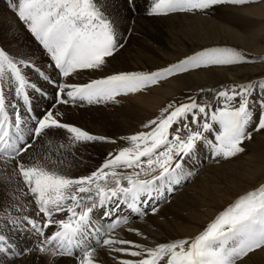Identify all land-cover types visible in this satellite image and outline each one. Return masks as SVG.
<instances>
[{
  "label": "snow or ice",
  "instance_id": "snow-or-ice-1",
  "mask_svg": "<svg viewBox=\"0 0 264 264\" xmlns=\"http://www.w3.org/2000/svg\"><path fill=\"white\" fill-rule=\"evenodd\" d=\"M124 2L128 11L137 14L138 0ZM261 3L264 0H149L145 15H209L219 8ZM110 6H114L110 0L103 5L97 0H12L8 5L41 46L58 79L31 53L0 47V160L14 162L13 173L22 178L36 209L35 217L23 214V207L15 208L21 215L0 211V264L36 251L73 258L76 264H101L97 249H105L117 264H240L250 254L264 251V183L239 195L193 237L148 246L116 233L118 226L129 224L132 214L143 218L149 206L152 214L158 212L153 201L193 175L185 170L186 162L197 156L201 146L217 162L245 151V142L264 131V78L208 89L210 100L198 99L205 92L200 89L184 101H170L141 125L143 130L115 139L63 121L59 106L119 104L120 98L149 91L192 70L239 66L264 57H251L233 46L204 47L154 70H122L86 83L71 82L82 71H103L125 47L128 37L108 13ZM32 72L55 88L51 107L39 115H30L31 94L47 96V92L28 78ZM10 91L15 103L9 99ZM21 100L23 111L18 106ZM60 131L73 146L116 147L95 170L78 177L25 163L22 157L34 144L54 139ZM125 206L130 213L120 216ZM58 213L66 215L57 218ZM49 228L55 229L50 235ZM127 231L148 239L140 229ZM7 232L29 233L39 240L20 248Z\"/></svg>",
  "mask_w": 264,
  "mask_h": 264
},
{
  "label": "bare ground",
  "instance_id": "bare-ground-1",
  "mask_svg": "<svg viewBox=\"0 0 264 264\" xmlns=\"http://www.w3.org/2000/svg\"><path fill=\"white\" fill-rule=\"evenodd\" d=\"M114 2H116V4ZM110 3L114 4V6H110L108 8L110 11L109 10L107 11L110 14V16L115 19L117 25L121 28L123 26V23L118 18L116 11L119 12L118 14L123 15L126 9L122 5V0H117V1L110 0ZM117 8L118 10H116ZM252 13L257 16H262V18H264V7L258 8L255 11H252ZM177 17L179 16H174L171 19L172 20L176 19L177 22H179ZM182 17L186 18L185 15L181 16V18ZM161 20L162 19H159V17L158 18L139 17L135 19L136 22L135 25L133 26L132 31L133 33L137 31L140 34H142L144 30L150 29L156 24H160ZM197 20L201 21V23L203 22V24L206 22V20L204 19H197ZM213 31H214L213 34L214 36L212 35L209 38L210 42L234 43L242 47H245L247 48V50L249 49L255 53L262 52L261 43L264 42V29L261 34L255 37H244L238 32L220 24H216V29ZM133 40L142 44L144 42L141 39H139L138 36L136 39L134 38ZM0 47L7 49L11 53H19V54L31 53L33 58L36 59L37 63L41 67L46 68L51 73L53 78L58 79L56 73L52 71V69L48 66V57L41 52V50L32 40L28 39V36L24 33L23 29L18 25V22L12 16V14L8 11L2 10L1 8H0ZM160 55L162 56L163 54ZM162 57L166 58L167 55H163ZM157 62L158 61L156 59H153L148 55H144L143 53H141L139 50L136 49V47H134V45L129 46L127 44L123 49H121L115 55L114 58L109 59L108 65L104 68L103 71H87V70L82 71L78 75H74L73 77H71L70 80L71 82H76V83H86L87 82L86 77L90 75L93 78H99L101 76L112 74L113 72H117L120 68L124 66L125 67L131 66L132 69H137L140 66L154 65ZM262 69H264V66L241 69L236 74H235L236 71L232 73L229 70H216L213 73L209 71H202L200 73H195V74L192 73L191 75L189 74L187 76L184 75L182 79L180 78L181 80L178 84H176V87L180 88L187 84L199 85L203 82L205 83L208 82L212 84L216 80L226 79V78L232 80L235 79L236 76L238 77L239 74H243V75L251 74L260 71ZM81 73L82 74L85 73V75L87 74L88 76L83 77ZM28 78L32 82L38 84L41 88H43L47 92V96H42L34 92L31 94L30 105L34 110L33 113L34 115H39L43 113L46 108L51 107L53 103L55 88L51 84L42 81L34 72L30 73ZM165 84H167V82H165ZM159 90L160 89L153 87L151 90L147 91L149 92L147 95H142L138 93L135 94L132 99H129L128 97L120 98L122 104H124L125 106L123 107V110H121L118 119L115 121L116 123L115 125L119 127L122 126L124 128L126 127L127 129L126 132H129L128 130L132 129V127L134 126L133 124L134 121H130L128 119L129 116H127L126 114L133 113L137 110L155 109V107L159 105L165 98L163 94H160L161 90L160 91ZM8 95L10 101L15 103L16 98L14 96V93L10 91ZM211 95H212L211 93H207V96L210 99H211ZM142 98H145L147 100L139 102V100H141ZM18 106L21 108L22 111L24 110L22 104H19ZM59 111L64 113L63 121L79 126L89 131L92 134L108 136L113 139L118 138L120 135H122V133L117 135V137L114 136L115 134H109L110 136L108 135L107 130L106 128H104L103 124L107 123L109 119L104 117L99 112L98 107L78 109L76 106L66 105V106H59ZM25 119L26 120L28 119L27 115L25 116ZM30 124L31 121H29V125ZM25 135H27L26 131H25ZM118 143H120V141H118ZM111 145L112 144H107V143H88V144L73 146L66 139H64L63 131H60L54 139H45L41 142L34 144L33 148L30 149L28 153L22 157V159L25 161L27 165L38 163L39 165L45 167L50 171H56L60 174L69 175L72 177H78L81 175H87L91 171L95 170V168L100 164V162H99V158L98 160H96V158L94 159L93 156L95 157V155L96 156L103 155V153ZM198 154H200V156L201 154H203L202 157H200L199 161H202L205 156H208L206 151L205 152L201 151ZM257 160L258 161L256 164L248 165L246 163V168L243 169L240 168V170L238 171L242 170L241 172L236 171L238 173L234 172L233 174H232L233 172L232 164H229L230 168L226 170L230 175L227 186H229L228 188L231 189V191L229 190L227 191L226 189L220 190L219 186L217 185L215 186L214 184L219 183L220 182L219 180L221 178L219 177L218 174L212 171L213 169L210 170L209 167L203 168L202 170H200L199 173L196 174V177H194V179L190 181L189 184H187L183 189L177 192L176 195L172 196V199L171 201H169L168 204H162L163 203L162 202L160 206L158 205L162 201V199L167 196L169 192H165L163 198L158 197L155 201H153V205L158 207V212L156 214H152L151 210H149L151 209V206H149L148 208V215L143 218L137 217L134 214H132L129 217L130 220L129 224L127 225L121 224L120 226H118L115 230L116 233H118L123 238L134 240L137 241L138 243L147 244L148 246H155L157 243L160 242H166L173 239L193 236L202 228V225L205 222V220L210 216H212L214 212L213 209L206 208L204 211L200 209L203 203L209 205L208 207L212 205L213 207H215V209H217V207L220 208L223 203L225 204L227 200L232 199L234 197L233 195H231L230 197L227 196L230 194V192H233V194H240L250 184H253L252 182L258 181L264 176V152L259 156ZM3 162H4L3 160H0V211L5 208L12 207L13 204H16L17 198L20 193L14 177L17 176L18 174H14L13 171H11L14 165H11L12 168L10 170L9 168H6L4 166ZM195 164H196V160H195ZM197 165L198 163L196 164V166ZM235 167H237V165ZM192 168H194V166ZM233 177L234 179H231ZM243 183L246 184L247 186H244ZM177 186L179 185H172L173 189ZM192 186L199 187L201 190L200 194L202 196L203 195L207 196L203 203L196 202L195 197H193L194 194L193 195L191 194L193 190L191 188ZM27 191H28L27 188H25L24 192L26 194L24 195V199L26 202L32 200V197L29 194H27ZM224 197L228 199L226 200V198ZM188 199L190 201H195L197 203L194 204L196 206L191 207L192 210L195 211L188 210L189 208ZM168 207L174 212L161 211L164 208H168ZM15 208L16 207L12 208L10 213L21 215V213L15 211ZM35 212H36L35 206L34 207L25 206V212L23 214H27L35 217ZM129 213L130 210L126 206L120 209V216H125L128 215ZM56 215L57 218H62L66 214L58 213ZM107 223L108 221H105L106 225ZM128 228L140 229L143 233L146 234L148 239L145 240L133 234L132 232L127 231ZM54 230H55L54 228H49L46 234L50 235ZM38 240L39 238L37 240L34 239L27 240L24 247L25 246L32 247L33 243ZM97 256L98 259L103 264H117V262L107 254V251L105 249H97ZM75 262L76 261L73 258H67V257L54 258L51 257L50 255L41 254L38 251L29 253L25 256H21L16 259H11V258L9 259V264H75ZM240 264H264V251H257L255 253L250 254L249 258L248 257L245 258L242 262H240Z\"/></svg>",
  "mask_w": 264,
  "mask_h": 264
},
{
  "label": "rangeland",
  "instance_id": "rangeland-1",
  "mask_svg": "<svg viewBox=\"0 0 264 264\" xmlns=\"http://www.w3.org/2000/svg\"><path fill=\"white\" fill-rule=\"evenodd\" d=\"M115 1H117V0H115ZM11 2H12V0H0V8L2 10L8 11L12 14V16L18 22V25L23 29L24 33L28 36V39L32 40L38 46V48L41 50V52L44 53L43 49L38 44V42H36L34 40V38L24 29V26L19 22V20L15 17L12 10L8 7V5ZM97 2H98V4L103 5L104 0H97ZM114 3L116 4V2H114ZM148 4H149V0H138L137 14H133L127 10V4L124 2V0H122V5L125 7L126 11L123 15L118 14L119 12H117V11H116V14L118 15V18L123 23V26H122L123 28L122 27L120 28L118 25H117V27H118L119 31L124 36L128 37L127 43L125 45H127V44L129 46L134 45V47H136V49L139 50L141 53H143L144 55H148L149 57H151L153 59H156L158 62L154 65L140 66L137 69H132L131 66H128V67L124 66V67L120 68L118 71H122V70H127V71L154 70L158 67H163V66H167L170 63H174L178 59H182L185 55H190V54H192V52L198 51L201 48L213 47V46H233L237 49H241V50L245 51L251 57H254V58L264 57V42L261 43L262 52L255 53L249 49L247 50V48L242 47L238 44L222 43V42L214 43V42H210V39H209L214 34L213 30L216 29V24H220V25H223L225 27H228V28L238 32L239 34H241L244 37L258 36L259 34H261L263 32L264 18H262V16H257L255 14H253L252 11H255L258 8H263L264 3L251 5L249 7L234 8V9L233 8H219V9L215 10L213 13H210L209 15H203V14H199V13L195 14V15L183 14V13L171 14L167 17H159V19H162L160 21V24H156L153 27H151L150 29L144 30L142 34H140L137 31L133 33V31H132L133 26L135 25V22H136L135 19H137L139 17H141V18L149 17V16L145 15V8L147 7ZM120 6H121V3H120ZM107 10H109V9H107ZM116 10H118V8ZM183 15H185L186 18L185 17L181 18V16H183ZM174 16H179V17H177L179 22H177L176 19H173V20L171 19ZM191 18H193V19H191ZM195 18L204 19V20H206V22L203 24V22L201 23V21H199ZM178 25H180V26H178ZM129 29H131V33H129ZM137 36L139 39L144 41L143 44L138 43L135 40H133L134 38L136 39ZM160 54L167 55V57L164 58V57H162L163 55L161 56ZM261 66H264V61H260V60H256L254 63H248V64H244V65H239V66H237V65L214 66V67H211L208 69L192 70L189 73L181 74L174 79H169L167 81H163V82H161V84L159 86H155V87L161 90V91L159 90L160 94H163L165 98L159 105H157L155 107V109L137 110L133 113L126 114L127 116H129L128 119L130 121H134V123H133L134 126L132 127V129L128 130L129 132H126V130H127L126 127L124 128L122 126L119 127V126L115 125L116 124L115 121L118 119L121 110H123V107L125 106L124 104H122V102H120L119 104L110 103L107 105H105V104L88 105L85 103L83 107H79V106H76V107L78 109L98 107L99 112L104 117L109 119V121L107 123L103 124L104 128H106V130H107L108 135L109 134H115L114 136L117 137V135L122 133V135H120V136H126V135H130V134H133L135 132L143 130L141 128V125L144 122H146L147 120L152 119L156 115H158L159 110L162 107L166 106L170 101H173V100L178 101V102L184 101V100H186V98L188 96L196 95L197 93H199L200 89H204L205 92L201 93L198 96V99L201 101L210 100V98L207 96V93H209L207 91L208 89H220L221 86H225V85H229V84L247 83L249 81H255L258 78H264V69L257 71V72H254V73H251V74H245V75L239 74L238 77L236 76V78L232 79V80H229L227 78L226 79H219V80L214 81V83H212V84H210L208 82H206V83L203 82L199 85L187 84V85H184L183 87L177 88L176 84H178L180 82V80L184 77V75L187 76L188 74L191 75L192 73L195 74V73H200L202 71H209V72L213 73L216 70H229L232 73H234V71H236L235 72V74H236L241 69L261 67ZM81 75L83 77L88 76L87 74L85 75V73H83V74L81 73ZM86 78H87V82H88L93 77L90 75ZM93 79H95V78H93ZM165 82H167V84H165ZM148 93L149 92L145 91V92H142L140 94L147 95ZM133 97H134V95H130L128 98L132 99ZM146 100L147 99L142 98L141 100H139V102L140 101H146ZM19 104H21V103H19ZM111 136H113V135H111ZM123 143H124L123 141H120V144H123ZM115 147H116V145L112 144L103 153V155H97V156L95 155V157L93 156V158L94 159L96 158V160H98V158H99V162L101 164L103 162L105 156L107 155V153L112 151ZM244 147H245V151L243 153L237 155L236 157H233V158H230L227 160H220L219 162H217L215 159L210 157L209 149L201 146L199 152H201V151L205 152L206 151L208 156H205L202 161H199L200 157H202L203 154H201V156H200V154H197V156L193 157L192 159L187 160L185 170L186 171L191 170L193 175L190 176L189 178H187L186 180L181 181V184H179V186L175 187L173 191L169 192L167 194V196L165 198H163L162 201L158 205L160 206L162 202H163L162 204H168L169 201H171L173 195H176L177 192H179L187 184H189L190 181H192L194 179V177H196V174L199 173L200 170H202L203 168H206V167H209L210 170L213 169L212 171L214 173L218 174L219 177L221 178L219 180L220 181L219 183L214 184L215 186L216 185L219 186L220 190L226 189L227 191L228 190L231 191V189L228 188L229 186H227L228 181H229L228 179L230 178V175L226 170L228 168H230L229 164H232V169H233L232 174L234 172L240 170V168L241 169L246 168V163L248 165L256 164L258 161L257 159L264 152V131H262L260 133H254L253 139L250 141H246L244 144ZM195 160H196V164L198 163L197 166L195 164ZM3 163H4V166L6 168H9L10 170L12 168L11 165H14L13 161H8L7 163H9V164H6L5 162H3ZM227 165H228V167H227ZM236 165H237V167H235ZM193 166H194V168H192ZM211 166H212V168H211ZM13 169H14V166H13ZM13 169L11 171H13ZM118 171H126V170L118 169ZM127 171H130V170H127ZM241 171H238V172H241ZM238 172H236V173H238ZM14 177H15V182L19 188L20 193L18 192L19 196L17 198V203L13 204V206L11 205L12 207L5 208L8 213H10L11 209L14 207L20 206V207L25 208V206H27V207H34L35 206L34 201L29 200L28 202H26L24 199V195L26 194L24 192V190L26 187L23 185L22 178H20L18 175L14 176ZM231 179H234V177ZM235 180H236V178H235ZM209 183H211V182H209ZM252 183L253 184H250L240 194H233V192H230V194L227 196L230 197L231 195H233L234 197L232 196L233 198L229 199V200H227L228 198L224 197V198H226L227 203L226 202H225V204L223 203L221 205V207L220 208L217 207V209H215V207H213L212 205H210V207H208L209 205L203 203L207 196L206 195L202 196L200 194L201 190L199 187L192 186L191 188L193 190H192L191 194L192 195L194 194L193 197H195L196 202H198V203L202 202L203 203L200 209H202L203 211L206 208L214 210L212 216H210L209 218H207L205 220V222L202 225V228L197 233H195L193 236H195L200 231H202L203 228L207 225V223L211 219H213L215 217V215L220 210H223L225 207H227L228 204H230L239 195H242L246 191L252 190V189L258 187L261 183H264V176L260 180L254 181ZM211 184H213V183H211ZM244 186H247V185L244 184ZM196 202L190 201L188 199V205L190 208V209L188 208V210L195 211V210H192L191 207L196 206V205H194V204H197ZM5 209H3L1 211H4ZM149 210H151V209H149ZM161 211L162 212H166V211L174 212L173 210L169 209V207L164 208ZM11 214L17 215L14 213H11ZM0 226H2V225H0ZM7 235L9 237V239L12 240V242L14 244L18 245L20 248L24 247L27 240H33V239L37 240L38 239L29 233H25V234L21 235L20 233L7 232ZM193 236H191V237H193ZM182 238H185V237H182ZM178 239H180V238H178ZM75 264H76V262H75ZM101 264H103V263L101 262Z\"/></svg>",
  "mask_w": 264,
  "mask_h": 264
}]
</instances>
